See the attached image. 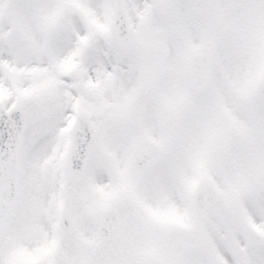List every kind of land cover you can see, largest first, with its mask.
Returning <instances> with one entry per match:
<instances>
[{
	"label": "snow or ice",
	"instance_id": "1",
	"mask_svg": "<svg viewBox=\"0 0 264 264\" xmlns=\"http://www.w3.org/2000/svg\"><path fill=\"white\" fill-rule=\"evenodd\" d=\"M0 264H264V0H0Z\"/></svg>",
	"mask_w": 264,
	"mask_h": 264
}]
</instances>
